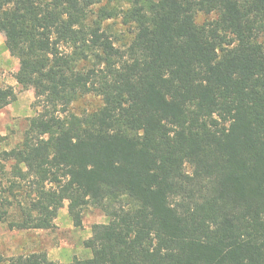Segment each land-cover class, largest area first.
<instances>
[{
    "label": "trees",
    "instance_id": "trees-1",
    "mask_svg": "<svg viewBox=\"0 0 264 264\" xmlns=\"http://www.w3.org/2000/svg\"><path fill=\"white\" fill-rule=\"evenodd\" d=\"M0 32L42 91L3 152L34 192L10 228H53L65 200L76 226L108 218L91 257L0 264H264V0H0ZM17 98L0 85V109Z\"/></svg>",
    "mask_w": 264,
    "mask_h": 264
},
{
    "label": "rangeland",
    "instance_id": "rangeland-1",
    "mask_svg": "<svg viewBox=\"0 0 264 264\" xmlns=\"http://www.w3.org/2000/svg\"><path fill=\"white\" fill-rule=\"evenodd\" d=\"M108 24L117 46L125 47L133 36L131 28L122 24L121 18L109 20ZM7 42L6 32H0V85L13 86L18 98L0 109V214L3 216L0 220V254L12 257L44 250L51 260L57 262L91 257L92 251L85 247L84 242L92 237L93 225L108 221L104 211L94 205L84 208L81 226L74 224L68 211V200L60 207L54 220L55 226L51 229H12L9 226L10 222L22 219L23 208L34 192L31 184L13 174L16 164L5 160L3 152L22 141L30 120L37 115V101L42 97V91L38 85L23 89L17 80L22 61L11 55ZM101 104L99 97L88 95L79 100L74 108L76 111L93 110Z\"/></svg>",
    "mask_w": 264,
    "mask_h": 264
}]
</instances>
